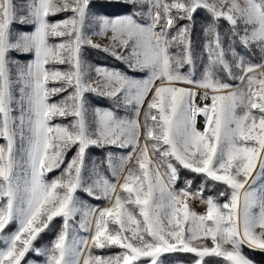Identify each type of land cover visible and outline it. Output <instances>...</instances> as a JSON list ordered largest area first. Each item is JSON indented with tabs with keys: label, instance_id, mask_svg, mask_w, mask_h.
<instances>
[{
	"label": "snow or ice",
	"instance_id": "obj_1",
	"mask_svg": "<svg viewBox=\"0 0 264 264\" xmlns=\"http://www.w3.org/2000/svg\"><path fill=\"white\" fill-rule=\"evenodd\" d=\"M89 49L117 63H89ZM183 172L202 179L177 190ZM255 252L264 0H0V264Z\"/></svg>",
	"mask_w": 264,
	"mask_h": 264
},
{
	"label": "trees",
	"instance_id": "obj_2",
	"mask_svg": "<svg viewBox=\"0 0 264 264\" xmlns=\"http://www.w3.org/2000/svg\"><path fill=\"white\" fill-rule=\"evenodd\" d=\"M105 11H111L110 9H105ZM59 18V17H58ZM198 42L199 40H202V34L199 31V24L197 25V33L195 34V37ZM86 59L90 62V63H95L97 61H103L107 64H116L117 62L113 59H111L110 57H106L105 54H103L102 52H99L97 50L94 49H89L88 52L86 53ZM99 106L102 107H108L110 106V102L107 101L106 99L100 100L99 101ZM100 157H102L103 155L101 154V151H97L96 152ZM184 178H190L193 179L194 177L192 176L191 173L188 172H183L182 173V179L179 182V184L177 185V189H179V187H184ZM195 184L193 185V187H195L197 184L200 183V180L202 178L200 177H195ZM210 191H211V185H210ZM54 232H49L45 237L46 240H49L53 237ZM46 240L43 242V240L41 241V243H45ZM245 251L247 252L248 250L245 249ZM251 257L257 262V264H264V253H260V252H255V253H250ZM166 260L171 261L172 264H175L176 261L179 260H188L189 256L185 255V254H168L166 255ZM212 264H223L219 259L217 258H212L211 259Z\"/></svg>",
	"mask_w": 264,
	"mask_h": 264
},
{
	"label": "rangeland",
	"instance_id": "obj_3",
	"mask_svg": "<svg viewBox=\"0 0 264 264\" xmlns=\"http://www.w3.org/2000/svg\"><path fill=\"white\" fill-rule=\"evenodd\" d=\"M93 40L95 41V42H97V43H103V41H101L100 40V38H98V37H95V36H93ZM88 61V60H87ZM89 62V61H88ZM90 63V62H89ZM97 151H100V150H98V149H95V148H93V149H91V152H90V155L92 156V157H94V158H102V157H100L96 152ZM101 154L103 155V153L101 152ZM56 174H58V173H56ZM180 188H183V187H179V189ZM179 189H177V190H179ZM207 194V193H206ZM86 199H88V202L90 203V204H92V205H98V206H101V207H103V206H106V204H107V202L106 201H104V200H93V199H91V198H86ZM198 206H200L202 209H203V211H205V206L203 205V204H201L199 201H197L196 203H195V205H194V208H195V210L198 212V213H202L201 211H199L198 210ZM59 224V221H57V225ZM46 240V237H44V239H43V242ZM41 243V244H46V243H48V240H46V242L45 243ZM115 251V250H114ZM30 259H31V257H30ZM206 259H212V258H206ZM215 259V258H214ZM220 260V259H219ZM223 264H224V262L222 261V260H220Z\"/></svg>",
	"mask_w": 264,
	"mask_h": 264
},
{
	"label": "bare ground",
	"instance_id": "obj_4",
	"mask_svg": "<svg viewBox=\"0 0 264 264\" xmlns=\"http://www.w3.org/2000/svg\"><path fill=\"white\" fill-rule=\"evenodd\" d=\"M198 210L201 211V212H204L203 209L200 206H198Z\"/></svg>",
	"mask_w": 264,
	"mask_h": 264
}]
</instances>
